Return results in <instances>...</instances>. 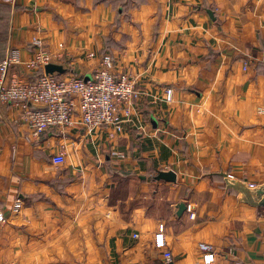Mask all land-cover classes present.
I'll use <instances>...</instances> for the list:
<instances>
[{
  "label": "crops",
  "instance_id": "crops-1",
  "mask_svg": "<svg viewBox=\"0 0 264 264\" xmlns=\"http://www.w3.org/2000/svg\"><path fill=\"white\" fill-rule=\"evenodd\" d=\"M35 39L64 77L90 78L110 55L141 95L114 139L35 136L2 105L0 264H264V207L221 176L264 184V0H0V62L16 50L22 81L43 74L28 67Z\"/></svg>",
  "mask_w": 264,
  "mask_h": 264
},
{
  "label": "built area",
  "instance_id": "built-area-1",
  "mask_svg": "<svg viewBox=\"0 0 264 264\" xmlns=\"http://www.w3.org/2000/svg\"><path fill=\"white\" fill-rule=\"evenodd\" d=\"M33 44L39 52L35 53L28 67L43 71L34 81H22L11 73V69L21 61L16 50H12L10 55L0 62V117L2 105L21 107L25 121L35 136L52 129L66 131L83 128L91 133L112 129L110 138L114 139L117 134L123 132V125L130 121L141 95L136 89L134 77L114 73V60L108 54L100 57L99 66L89 79L78 76L64 77V74L58 73L46 74L45 68L51 64L56 65L55 60H60L61 57L44 50L39 39H35ZM96 57L94 53L88 55L90 59ZM172 98L173 90H166L165 100L171 102ZM112 155L124 158V154L116 150ZM53 163L63 165L65 156H54ZM4 221L5 217L0 211V224ZM134 238L137 239L138 236L135 235ZM155 245L158 249L165 247L163 225L155 237ZM200 250L204 261L211 263L214 247L202 243ZM164 256L166 261H171V253L166 252Z\"/></svg>",
  "mask_w": 264,
  "mask_h": 264
},
{
  "label": "water",
  "instance_id": "water-1",
  "mask_svg": "<svg viewBox=\"0 0 264 264\" xmlns=\"http://www.w3.org/2000/svg\"><path fill=\"white\" fill-rule=\"evenodd\" d=\"M45 71L46 74H64L66 72L62 66L54 64L48 65L45 68ZM221 176L224 178L227 189L234 190L237 193L239 202L245 203L255 208L264 207V184L252 187L244 181H240L231 177L228 173H222ZM156 179L170 183L177 182V176L172 171H161L158 173ZM184 209V205L180 206L181 211H184Z\"/></svg>",
  "mask_w": 264,
  "mask_h": 264
}]
</instances>
